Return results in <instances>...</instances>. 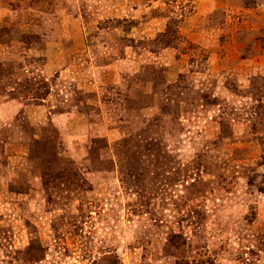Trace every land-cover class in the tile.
Listing matches in <instances>:
<instances>
[{
	"label": "rangeland",
	"instance_id": "374dc122",
	"mask_svg": "<svg viewBox=\"0 0 264 264\" xmlns=\"http://www.w3.org/2000/svg\"><path fill=\"white\" fill-rule=\"evenodd\" d=\"M0 264H264V0H0Z\"/></svg>",
	"mask_w": 264,
	"mask_h": 264
}]
</instances>
